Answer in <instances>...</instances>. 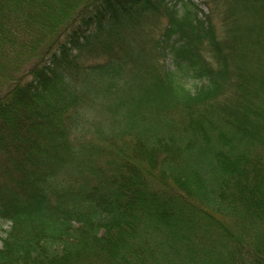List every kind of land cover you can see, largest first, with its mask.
I'll list each match as a JSON object with an SVG mask.
<instances>
[{
  "label": "trees",
  "instance_id": "1",
  "mask_svg": "<svg viewBox=\"0 0 264 264\" xmlns=\"http://www.w3.org/2000/svg\"><path fill=\"white\" fill-rule=\"evenodd\" d=\"M203 2L0 0V264H264V0Z\"/></svg>",
  "mask_w": 264,
  "mask_h": 264
},
{
  "label": "rangeland",
  "instance_id": "2",
  "mask_svg": "<svg viewBox=\"0 0 264 264\" xmlns=\"http://www.w3.org/2000/svg\"><path fill=\"white\" fill-rule=\"evenodd\" d=\"M206 7V6H205ZM205 10H208V8H205ZM219 31L220 32H222V27L221 26H219ZM208 52H210V50H208L207 49V54H209ZM165 63H166V66L169 68V69H171V70H176V66H175V64H174V61H173V58H172V55L171 54H168L167 56H166V60H165ZM179 72L180 73H182V71L181 70H179ZM185 80H186V85L188 86V87H190L191 89H193L194 90V79L192 78H190V77H186L185 78ZM8 225H9V223H7V222H4V221H0V226H3L4 228H7L8 227ZM2 245V239L0 238V246Z\"/></svg>",
  "mask_w": 264,
  "mask_h": 264
}]
</instances>
